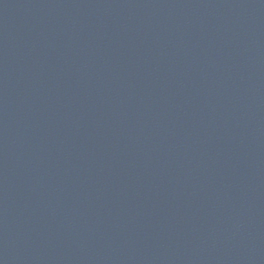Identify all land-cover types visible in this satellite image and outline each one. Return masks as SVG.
Returning <instances> with one entry per match:
<instances>
[{"label": "water", "instance_id": "obj_1", "mask_svg": "<svg viewBox=\"0 0 264 264\" xmlns=\"http://www.w3.org/2000/svg\"><path fill=\"white\" fill-rule=\"evenodd\" d=\"M0 264H264V0H0Z\"/></svg>", "mask_w": 264, "mask_h": 264}]
</instances>
